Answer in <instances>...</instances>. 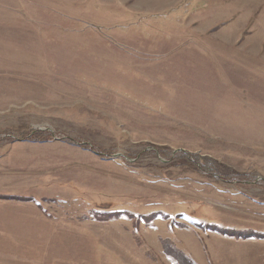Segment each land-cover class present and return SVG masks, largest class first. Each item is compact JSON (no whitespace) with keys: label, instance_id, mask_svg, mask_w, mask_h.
<instances>
[{"label":"rangeland","instance_id":"374dc122","mask_svg":"<svg viewBox=\"0 0 264 264\" xmlns=\"http://www.w3.org/2000/svg\"><path fill=\"white\" fill-rule=\"evenodd\" d=\"M0 198V264H264V0H0Z\"/></svg>","mask_w":264,"mask_h":264},{"label":"trees","instance_id":"16d2710c","mask_svg":"<svg viewBox=\"0 0 264 264\" xmlns=\"http://www.w3.org/2000/svg\"><path fill=\"white\" fill-rule=\"evenodd\" d=\"M179 155H181V156H183V154L182 153H179ZM184 157V156H183ZM204 166H200L199 164L197 165V169H199V170H204ZM1 199V198H0ZM1 200H14L12 197H4V198H2ZM216 231L218 230L219 231V233H220V235H224V236H226V237H234V238H236V239H242V240H246V239H249V238H254V237H256V236H259L260 234H257V235H254V233L253 232H251V234L252 235H246V236H243V237H241V236H233V235H235V234H237V231H231V229H225V228H217L216 227V229H215ZM256 234V233H255ZM257 238H260V237H257ZM189 264H192V263H189Z\"/></svg>","mask_w":264,"mask_h":264}]
</instances>
